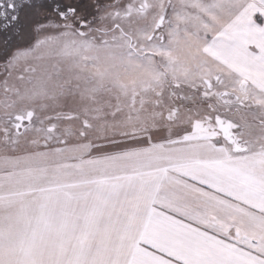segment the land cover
<instances>
[{"label":"snow or ice","instance_id":"1","mask_svg":"<svg viewBox=\"0 0 264 264\" xmlns=\"http://www.w3.org/2000/svg\"><path fill=\"white\" fill-rule=\"evenodd\" d=\"M0 264H264V0H0Z\"/></svg>","mask_w":264,"mask_h":264},{"label":"rangeland","instance_id":"2","mask_svg":"<svg viewBox=\"0 0 264 264\" xmlns=\"http://www.w3.org/2000/svg\"><path fill=\"white\" fill-rule=\"evenodd\" d=\"M113 64V61H106L101 64V70H103L105 67L108 68V71L110 74L115 77V76H120L121 78L125 77L128 75L123 68H121L118 64L116 66H111Z\"/></svg>","mask_w":264,"mask_h":264}]
</instances>
